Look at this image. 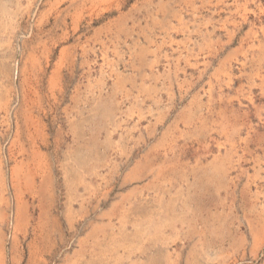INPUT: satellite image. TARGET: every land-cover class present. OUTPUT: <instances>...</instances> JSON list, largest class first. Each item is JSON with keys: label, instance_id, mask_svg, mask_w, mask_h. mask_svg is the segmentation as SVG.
I'll return each instance as SVG.
<instances>
[{"label": "rangeland", "instance_id": "1", "mask_svg": "<svg viewBox=\"0 0 264 264\" xmlns=\"http://www.w3.org/2000/svg\"><path fill=\"white\" fill-rule=\"evenodd\" d=\"M0 264H264V0H0Z\"/></svg>", "mask_w": 264, "mask_h": 264}]
</instances>
